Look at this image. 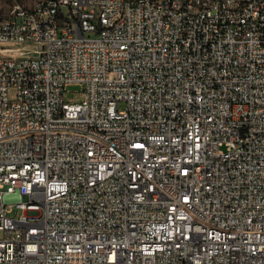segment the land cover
<instances>
[{
  "label": "built area",
  "instance_id": "built-area-1",
  "mask_svg": "<svg viewBox=\"0 0 264 264\" xmlns=\"http://www.w3.org/2000/svg\"><path fill=\"white\" fill-rule=\"evenodd\" d=\"M249 1L17 3L0 29V264H264Z\"/></svg>",
  "mask_w": 264,
  "mask_h": 264
},
{
  "label": "bare ground",
  "instance_id": "bare-ground-1",
  "mask_svg": "<svg viewBox=\"0 0 264 264\" xmlns=\"http://www.w3.org/2000/svg\"><path fill=\"white\" fill-rule=\"evenodd\" d=\"M219 1L221 7L225 9L238 8V13H248L252 9V1L249 0H213ZM17 5V4H16ZM13 8L11 15L8 18L0 17V29L11 26L15 22V10ZM39 7H46V13H54V6H46V0H39L30 8L24 9H38ZM179 12H193V17H200L202 14V6H195L193 1H182L179 4ZM105 28H112V21H105Z\"/></svg>",
  "mask_w": 264,
  "mask_h": 264
},
{
  "label": "rangeland",
  "instance_id": "rangeland-1",
  "mask_svg": "<svg viewBox=\"0 0 264 264\" xmlns=\"http://www.w3.org/2000/svg\"><path fill=\"white\" fill-rule=\"evenodd\" d=\"M38 1L39 0H0V17L3 19L8 18L11 15L14 6L17 3H20L25 8H30L34 4H36ZM70 89L72 91L66 95V99L69 101H71V100L81 101L82 97L79 94V90H82V86L81 85H72V86H70ZM73 91H75V92H73ZM10 214L14 215V214H16V211H13Z\"/></svg>",
  "mask_w": 264,
  "mask_h": 264
}]
</instances>
